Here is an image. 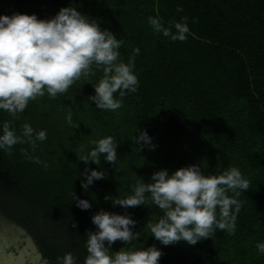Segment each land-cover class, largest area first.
I'll return each mask as SVG.
<instances>
[{"label":"trees","instance_id":"obj_1","mask_svg":"<svg viewBox=\"0 0 264 264\" xmlns=\"http://www.w3.org/2000/svg\"><path fill=\"white\" fill-rule=\"evenodd\" d=\"M64 6L96 18L123 41L118 59L131 58L138 87L119 109H97L89 96L103 71L93 65L64 93L50 97L45 91L15 116L0 110V122L9 121L18 135L25 122L46 131L35 147L24 142L11 153L0 152V205L13 226L7 232L27 229L35 249L22 262L14 244L0 247L16 251L19 264H57L66 250L82 262L85 231L95 228L91 215L99 209L125 211L106 201V194L124 197L138 178L147 183L157 170L171 173L195 163L206 175L235 166L248 180V189L236 197L235 230L214 228L195 245H161L147 222H156L163 211L146 193L145 205L127 209L140 236L126 245L114 242L109 252L155 245L162 251L159 264H264L256 248L264 241V0H0V14L46 19ZM149 16L165 26L186 16L187 38L172 41L154 33ZM69 111L72 123L65 119ZM137 130H146L155 147L140 151L133 142ZM107 135L118 143L117 162L101 156L105 178L85 191L80 157ZM73 192L92 207H75Z\"/></svg>","mask_w":264,"mask_h":264},{"label":"clouds","instance_id":"obj_2","mask_svg":"<svg viewBox=\"0 0 264 264\" xmlns=\"http://www.w3.org/2000/svg\"><path fill=\"white\" fill-rule=\"evenodd\" d=\"M177 11L182 9L178 7ZM147 19L154 33L172 41L187 38L186 16L169 21V26L158 17ZM122 43L108 28L102 29L96 18L74 6L61 7L46 19L38 18L35 13L0 14V110L15 116L23 112L30 99L45 91L50 97L64 93L81 75L92 71L93 65L102 68L103 75L92 84L94 94L89 99L97 109H119L122 98L135 92L139 83L131 58L128 63L118 59ZM139 51L133 48V53ZM65 119L72 123L71 111ZM135 133L138 134L133 136V142L140 151L145 146L155 147L146 130ZM45 139V130L35 131L27 122L21 125L19 135L9 121L0 122V152L11 153L14 145L24 142L35 147L37 141ZM91 143L93 147L79 160L85 165L80 184L85 191L95 180L105 178L106 171L100 168L101 156L103 161L115 165L118 155V143L111 135ZM32 159L40 162L39 158ZM89 162L97 167L89 168ZM247 189L248 180L235 166L207 175L195 163L171 173L167 169L157 170L147 183L138 178L131 193L124 197L106 194V201L125 211L99 209L92 214L90 219L95 228L85 231L86 254L82 262L73 251L66 250L57 256V264H159L162 251L155 245L140 249L122 246L109 252L114 242L119 240L126 245L140 236V232L133 230L137 222L127 212L128 208L145 205V194H150L151 201L163 211L156 222H147L151 236L164 246L181 241L195 245L209 238L214 228L230 233L235 230V214L240 209L236 197ZM72 201L81 210L92 207L88 199L79 198L74 192ZM256 248L264 253V241L257 242Z\"/></svg>","mask_w":264,"mask_h":264},{"label":"rangeland","instance_id":"obj_3","mask_svg":"<svg viewBox=\"0 0 264 264\" xmlns=\"http://www.w3.org/2000/svg\"><path fill=\"white\" fill-rule=\"evenodd\" d=\"M9 213H11V210H9ZM0 227V245L3 243L6 246H10V243L14 244V246H16L15 249H20L19 259L23 262L24 259L29 256L31 251L35 249L34 235L30 231H27V229L25 231V229L23 230L22 228L17 230L18 233L11 234L7 232L12 230L13 226L9 224L8 218L6 217L3 207L1 205ZM15 252L8 250L7 247H0V264H19L18 259H16Z\"/></svg>","mask_w":264,"mask_h":264}]
</instances>
